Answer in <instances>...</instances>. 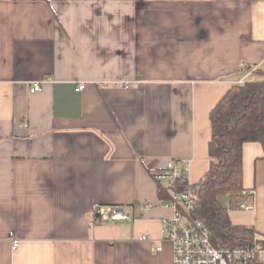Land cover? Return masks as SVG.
<instances>
[{
    "label": "crops",
    "instance_id": "1",
    "mask_svg": "<svg viewBox=\"0 0 264 264\" xmlns=\"http://www.w3.org/2000/svg\"><path fill=\"white\" fill-rule=\"evenodd\" d=\"M240 63H264V0H0V264H174L152 173H206L209 113ZM242 168L252 208L228 214L264 239L259 142Z\"/></svg>",
    "mask_w": 264,
    "mask_h": 264
},
{
    "label": "trees",
    "instance_id": "2",
    "mask_svg": "<svg viewBox=\"0 0 264 264\" xmlns=\"http://www.w3.org/2000/svg\"><path fill=\"white\" fill-rule=\"evenodd\" d=\"M251 77L232 84L210 110L209 167L190 185L196 214L215 246L249 243L254 236L251 227L233 223L228 214L240 209L243 201L253 202V193L243 186V144L259 142L264 150V63L255 67ZM185 181V176L179 175L174 187L180 189ZM156 182L159 196L167 199L170 186ZM259 240L264 244V239Z\"/></svg>",
    "mask_w": 264,
    "mask_h": 264
},
{
    "label": "built area",
    "instance_id": "3",
    "mask_svg": "<svg viewBox=\"0 0 264 264\" xmlns=\"http://www.w3.org/2000/svg\"><path fill=\"white\" fill-rule=\"evenodd\" d=\"M256 66L240 63L242 77L237 83H242L245 77L251 74ZM40 80L30 83L29 91L36 92L42 89ZM123 83L122 81H118ZM85 83H78L75 91H81ZM124 87H127L125 84ZM189 170L188 162H183L178 167L176 163L169 160L165 166L155 172V181L169 185V196L162 200V204L170 207L172 213L161 221V233L172 247L174 264H264V244L255 235L249 243L240 245H219L215 246L210 240L209 230L204 222L196 214V206L187 180ZM179 175L185 176V183L180 189L175 188V180ZM253 193L252 189L248 190ZM152 204L144 205L143 210L147 211ZM228 208V204H225ZM252 203L243 201L240 209H251ZM94 212L102 222L132 220L133 211L130 207L121 205H96ZM19 244L17 238H12V248ZM160 249V247H158Z\"/></svg>",
    "mask_w": 264,
    "mask_h": 264
},
{
    "label": "rangeland",
    "instance_id": "4",
    "mask_svg": "<svg viewBox=\"0 0 264 264\" xmlns=\"http://www.w3.org/2000/svg\"><path fill=\"white\" fill-rule=\"evenodd\" d=\"M109 222H111V221H108V222H106V223H109Z\"/></svg>",
    "mask_w": 264,
    "mask_h": 264
}]
</instances>
